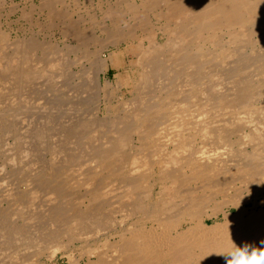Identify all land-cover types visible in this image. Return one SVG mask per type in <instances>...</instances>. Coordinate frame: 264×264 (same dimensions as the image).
<instances>
[{
  "label": "bare ground",
  "instance_id": "obj_1",
  "mask_svg": "<svg viewBox=\"0 0 264 264\" xmlns=\"http://www.w3.org/2000/svg\"><path fill=\"white\" fill-rule=\"evenodd\" d=\"M21 11L35 30L0 17V264H226L232 242L261 247L264 0ZM126 61L136 76L103 77Z\"/></svg>",
  "mask_w": 264,
  "mask_h": 264
},
{
  "label": "rangeland",
  "instance_id": "obj_2",
  "mask_svg": "<svg viewBox=\"0 0 264 264\" xmlns=\"http://www.w3.org/2000/svg\"><path fill=\"white\" fill-rule=\"evenodd\" d=\"M37 1V2H36ZM31 2V3H30ZM1 4H0V8L1 7H4L5 9H0V14H1V21H3V24H4V26L5 27H8V28H10V27H13V31H14V34L16 35V34H22L23 33V30H24V32H28L29 33V30H35L36 29V27L34 26V25H32L31 24V21H29V20H27L26 18L25 19H23V18H20V15L22 14V11L21 10H23V8L25 9V8H29V6H32L33 5V3H35L36 5H39V3H40V0H2V2H0ZM2 3L4 4V6L2 5ZM14 3V4H13ZM16 3V4H15ZM26 3H27V6H26ZM30 3V4H29ZM12 4V5H11ZM2 5V6H1ZM15 5V6H14ZM9 6V7H8ZM12 6V7H11ZM24 6H26V7H24ZM22 7V8H21ZM7 8H9V9H7ZM19 8H21V9H19ZM13 11V12H11V11ZM5 11L7 12V13H9V16H8V14L7 13H5ZM10 11V12H9ZM13 13V14H12ZM3 15V16H2ZM12 16V17H11ZM15 16V17H14ZM5 17H7V18H5ZM4 19V20H3ZM6 19V20H5ZM18 19V20H17ZM10 20H12L11 22V24H12V26L10 25V27L8 26V23L7 22H9L10 23ZM24 20V21H23ZM26 21V22H25ZM6 22V23H5ZM15 22V23H14ZM33 23H35V22H33ZM24 24V25H23ZM32 25L31 27H30V25ZM20 25H21V27H20ZM18 26L20 27V29L21 28H23V29H21V31L20 30H18V29H16V28H18ZM4 27V28H5ZM33 28V29H32ZM26 30V31H25ZM16 32V33H15ZM128 62L129 61H126V68L125 69H123L120 73H119V71L118 70H116V69H111L106 75H103V77L105 76V77H107L108 79H110V80H114L115 78H119L118 80L119 81H121V82H123L124 83V77H126L127 75H131V74H133V76H136V74H137V71H138V69L139 68H134V69H129L128 68ZM121 74H122V76H123V78L122 77H118V76H121ZM110 76V77H109ZM104 77V78H105ZM111 77H112V79H111ZM121 79V80H120ZM63 262V264H66V261L64 260V261H62Z\"/></svg>",
  "mask_w": 264,
  "mask_h": 264
},
{
  "label": "clouds",
  "instance_id": "obj_3",
  "mask_svg": "<svg viewBox=\"0 0 264 264\" xmlns=\"http://www.w3.org/2000/svg\"><path fill=\"white\" fill-rule=\"evenodd\" d=\"M260 245L256 247L246 243L241 247L232 242L230 249L216 255H222L226 264H264V239Z\"/></svg>",
  "mask_w": 264,
  "mask_h": 264
}]
</instances>
